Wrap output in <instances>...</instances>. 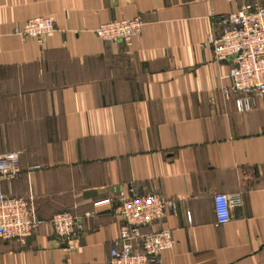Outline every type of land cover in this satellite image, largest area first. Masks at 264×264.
Instances as JSON below:
<instances>
[{
  "label": "crops",
  "instance_id": "crops-1",
  "mask_svg": "<svg viewBox=\"0 0 264 264\" xmlns=\"http://www.w3.org/2000/svg\"><path fill=\"white\" fill-rule=\"evenodd\" d=\"M245 1L0 0V153L21 169L3 192L33 198L40 222L26 249L0 242V264H107L128 186L176 203L145 229L172 231L164 264H264V97L237 113L221 94L230 62L205 46L214 18ZM36 17L52 35L17 36ZM131 17L129 47L93 34ZM217 193L241 197L227 224ZM66 210L84 229L74 250L49 223Z\"/></svg>",
  "mask_w": 264,
  "mask_h": 264
},
{
  "label": "built area",
  "instance_id": "built-area-1",
  "mask_svg": "<svg viewBox=\"0 0 264 264\" xmlns=\"http://www.w3.org/2000/svg\"><path fill=\"white\" fill-rule=\"evenodd\" d=\"M214 19L218 32L207 38L205 46L211 50L215 62H230L226 76L230 85L221 88V94L226 99L233 98L235 111L244 114L253 110L256 102L264 97V5L258 0H246L235 12ZM141 28L142 22L137 17L119 18L101 23L93 34L105 43L120 42L129 47ZM55 29L51 19L36 17L22 23L16 34L41 39L52 35ZM20 172L18 152L0 153V242H14L26 249L27 240L40 225L34 200L6 196L3 192V184L14 181ZM117 196L120 205L117 210L118 236L111 241L107 264H164L161 254L175 245L172 231L147 232L145 229L168 214H176L175 201L165 199L157 192L138 194L132 186L120 190ZM104 202L96 203L94 207ZM241 202L239 195L215 194L216 223H229L232 208L240 206ZM94 215L91 210L83 218ZM49 223L56 239L74 250L75 240L84 231L74 214L67 210L59 212Z\"/></svg>",
  "mask_w": 264,
  "mask_h": 264
}]
</instances>
